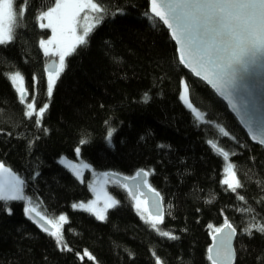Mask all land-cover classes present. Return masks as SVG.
<instances>
[{"label":"trees","instance_id":"16d2710c","mask_svg":"<svg viewBox=\"0 0 264 264\" xmlns=\"http://www.w3.org/2000/svg\"><path fill=\"white\" fill-rule=\"evenodd\" d=\"M55 2L14 0L13 39L0 45V163L20 177L25 197L0 200V264H213L211 236L226 222L236 234L234 264H264V148L180 64L149 0H93L102 10L95 20L103 19L66 57L49 97L40 78L48 30L38 16ZM14 73L27 88L35 84L37 111L48 105L42 116L25 115ZM76 148L102 173H147L162 200L161 222L141 219L114 180L117 203L103 220L80 210L91 193L58 161ZM225 154L235 189L223 183ZM26 206L45 221L65 215L60 244L26 217Z\"/></svg>","mask_w":264,"mask_h":264},{"label":"snow or ice","instance_id":"6c2138e0","mask_svg":"<svg viewBox=\"0 0 264 264\" xmlns=\"http://www.w3.org/2000/svg\"><path fill=\"white\" fill-rule=\"evenodd\" d=\"M85 9L96 13L102 11L93 0H56L55 6L39 17L41 21L47 20V23H41L40 27L50 28L52 31V37L49 40L40 42L44 54L49 55V48L55 46L52 54L59 56L58 66L48 72L47 94L49 97L52 96L57 79L64 71L65 58L76 52L77 46L87 45V38L95 27V25L85 27L83 34H78V17ZM151 14L172 29L173 39L182 45L179 50L180 62L191 66L192 71L197 75L201 72L205 73L204 78L221 95H225L228 86L234 82L239 66H246L264 58V0H160V2L151 0ZM23 15V10H20V17L22 18ZM16 19L14 0H0V45H5L13 39L12 25ZM102 19L103 17H97L95 24H99ZM10 79L13 86L17 81L23 82L20 73H15ZM17 91L21 94V103H24V90L18 88ZM33 107V103L27 104L28 109ZM47 107V104L41 107L37 117L42 116ZM25 115L31 117L33 113L28 111ZM36 123L37 125L41 123L39 118ZM224 134L227 135L226 132ZM108 135L111 136V132ZM83 143L85 141L81 140V144ZM76 152L79 153L80 148H77ZM225 156L227 157V154ZM231 167L230 164L229 168ZM0 173L10 175L9 169L2 163H0ZM144 175L147 176V173ZM12 181L11 184L7 180L0 181V200L23 199L19 195L21 181L15 177H12ZM223 183L228 181L225 180ZM229 187L232 185L229 184ZM149 190L154 192L151 188ZM154 197L158 198L159 193L154 192ZM116 203V201L106 203V208L113 207ZM153 204L157 211L153 217L152 226L156 227L161 222L162 213L159 200L154 199ZM139 205L140 201H137L138 208ZM80 207L86 206L80 205ZM88 210H91V206H88ZM32 211L35 210L25 208L26 214ZM36 215L40 216L39 213ZM104 218L102 214H97V219ZM40 219L45 218L40 216ZM65 219L63 215L59 217L60 221ZM225 226L231 228L227 222ZM259 230L264 232V228ZM216 231L221 230L216 229ZM160 234L170 235L168 232ZM51 235L56 236L58 244L61 243V238L56 232H52ZM225 245L226 239H222L218 245L217 256H220L221 249ZM85 255L88 253L85 252ZM89 259H91L90 256ZM209 259L213 258L209 256Z\"/></svg>","mask_w":264,"mask_h":264},{"label":"water","instance_id":"95a60500","mask_svg":"<svg viewBox=\"0 0 264 264\" xmlns=\"http://www.w3.org/2000/svg\"><path fill=\"white\" fill-rule=\"evenodd\" d=\"M158 2H160V0H158ZM149 12L151 14V0H149ZM155 18L167 29L170 38L175 44L177 58L180 62L179 50L182 45L177 43L176 39H173L172 29L165 25L158 17ZM180 64L194 78L200 80L207 87H209L225 104L229 112L235 117L246 133L249 141L252 144L259 145L264 148V143H262V141H264V58H260L255 63H250L246 66H239L235 75V80L228 86L227 93L225 95H221V93L217 91L212 84L208 83V80L204 78L205 73L201 72L200 75H197L192 71L191 66H186L181 62ZM56 67L57 61L55 59H50L44 65V70L48 73ZM144 173V171L140 170L136 172L134 176L126 177L118 173L108 172L106 173V176L126 187L131 199L140 198L143 200L148 214L152 217L156 215L157 211L153 204V200L158 199L160 202V211L163 215L164 209L161 197L160 195L158 198L154 197V192H157L149 190L150 187L147 185V176H145ZM25 215L43 230L47 229V232L53 231V227L49 223H46L45 220H41L40 216L36 215L34 211L27 214L25 212ZM219 229L221 230L220 232L216 231L211 236L208 257L211 256L213 259H210V261L212 263L215 261V264H234L235 230L232 226L231 228H228L225 225L221 226ZM230 233L231 235H229ZM222 239H226V245L223 249H221L220 256H217L218 245Z\"/></svg>","mask_w":264,"mask_h":264},{"label":"rangeland","instance_id":"374dc122","mask_svg":"<svg viewBox=\"0 0 264 264\" xmlns=\"http://www.w3.org/2000/svg\"><path fill=\"white\" fill-rule=\"evenodd\" d=\"M54 6H55V4L52 7H54ZM47 10H45L43 12H46ZM43 12H41L38 16V21L40 24L41 23H45V24L47 23V20L41 21L39 19L40 15ZM85 17H87V19ZM95 17H96V12H92L88 9H85V11L82 12L80 14V16L78 17V27H77L78 34H83V29L85 27H88L90 25H94L95 24ZM45 29L48 30V36L45 37L44 39H42L43 41H47L52 37L51 29L50 28H45ZM54 50H55V46H51L49 48V55H47V56L44 54L43 49H42V52H43L46 60L55 59L57 61V66H58L59 56L52 54ZM14 74H12L11 76H13ZM40 78L42 81H44V84L47 87L48 73L44 72ZM10 81H11V79H10ZM11 83H12V81H11ZM12 85H13V83H12ZM13 87L16 89V91L18 88L24 90V93H25V99H24L25 113L28 111H31L33 114H37L38 111L36 109L35 99H34L35 98V92H34L35 84H34V89H29L24 85V79H23L22 83L20 81H17L16 85ZM185 89H186V87H183L182 96H183L184 100L186 102H188V93H187V89H186V91H185ZM17 93H18V95H21L20 92L17 91ZM28 103H33V105H34L33 109L27 108ZM58 161L61 165H63L68 170H70L81 182L85 183L86 187L88 188V190L91 193V197L87 201H84L80 204V205H85L86 207L81 208L80 206H78V208L82 211H85L87 213L94 215L96 218H97L98 213L102 214L105 217L107 214V211L111 208V207L106 208V203H111V201L117 202L116 198L109 191V186L116 184V183L112 182L113 179L107 177L105 173H102L101 171L95 170L89 163H87L85 160L82 159L80 152L77 153L76 150H75L74 157L69 158L66 156H60ZM230 164H231V161L229 160L228 156L227 157L225 156V158H224V174L225 175H224L223 181L227 180L228 184H231V185H234V183H235L234 186L230 187L232 189H235L238 186V180L235 176L233 165L231 164L232 167L229 168ZM4 167L9 169L10 175L5 174V173H0V181L7 180L8 183L11 184L13 182L12 177H15L19 181H21L20 177L15 172H13L10 168H8L5 165H4ZM228 187H229V185H228ZM19 188H20L19 195H21L23 197V199H17V200H24L25 197H24V193H23L22 181H21V184L19 185ZM3 201H5V200H3ZM7 201H11V200H7ZM137 201H140L139 208L137 207ZM88 206H91V210H88ZM132 206H133L135 212L138 214V216L141 219L151 220L153 222V217H150L149 214H147L146 206H145L143 200H141L140 198L134 199L132 201ZM25 208H29V207L26 206ZM30 209H34L35 213L39 212L35 208H30ZM63 216L65 217V215H63ZM46 221H48V220H46ZM63 222L64 221H60L58 219L56 222H50L49 223L51 226H53V228H54L53 231L56 232L57 235H59L61 233V227H62Z\"/></svg>","mask_w":264,"mask_h":264},{"label":"flooded vegetation","instance_id":"af4514ba","mask_svg":"<svg viewBox=\"0 0 264 264\" xmlns=\"http://www.w3.org/2000/svg\"><path fill=\"white\" fill-rule=\"evenodd\" d=\"M49 60V59H48ZM144 202V201H143Z\"/></svg>","mask_w":264,"mask_h":264}]
</instances>
